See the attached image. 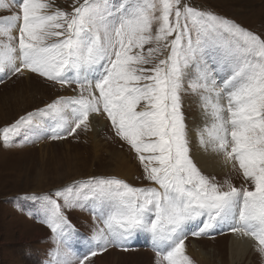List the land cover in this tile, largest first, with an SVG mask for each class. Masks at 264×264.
I'll return each instance as SVG.
<instances>
[{"label":"snow or ice","instance_id":"1","mask_svg":"<svg viewBox=\"0 0 264 264\" xmlns=\"http://www.w3.org/2000/svg\"><path fill=\"white\" fill-rule=\"evenodd\" d=\"M70 7L0 0L9 13L0 16V82L35 74L72 93L0 128V143L22 134L32 143L78 137L90 130L92 114H106L150 185L92 176L33 196L52 233L47 264H92L110 247L129 250L140 234L150 237L156 264H194L187 236L225 228L254 240L264 257V36L186 0H72ZM187 93L211 121L199 130V145L250 187L220 183L200 167L184 113ZM34 125L41 136L28 135ZM86 201L94 243L79 254L65 247L73 228L65 209Z\"/></svg>","mask_w":264,"mask_h":264},{"label":"rangeland","instance_id":"2","mask_svg":"<svg viewBox=\"0 0 264 264\" xmlns=\"http://www.w3.org/2000/svg\"><path fill=\"white\" fill-rule=\"evenodd\" d=\"M186 2L197 9H210L233 19L264 36V0ZM56 3L71 10L72 0H56ZM7 14V10L0 9V16ZM68 94H72L70 90L65 91L59 85L53 86L35 74L5 79L0 82V128L37 107H43L57 95ZM196 99L197 96L191 93L183 96L188 128L198 119L199 107ZM94 117L103 122L102 127L93 126L94 134H90V130H78V137L61 140L41 138L35 143L28 142L22 134L11 145L0 143V264H47L49 260L44 256L54 247L52 233L43 223L42 201L32 199L33 196H42L58 187L92 176H114L136 187L150 185L149 181L143 179V166L136 153L116 135L106 114H92L91 123ZM39 119L45 124L49 123L46 118ZM42 134L43 130L35 125L28 131L30 137ZM190 137L192 153L195 156L193 147L198 140L191 135ZM126 162L136 169L131 175L111 174L114 168ZM207 166L212 169L204 168L200 162L205 174L215 176L220 183L229 181L236 187H250L244 184L242 174L233 170L230 163L224 166L229 170L226 174H223L222 169L216 171L217 168L211 164ZM207 170L210 173H206ZM71 177L75 178L68 180ZM41 191L42 193H38ZM91 206V202L86 201L83 206L65 209V214L73 226L65 233V247L79 254L88 251L94 243L91 240L94 226ZM229 235L228 230L199 236L189 234L185 245L190 246L191 240H195L194 242H198L196 244L199 253H195L197 255L194 257L188 256L194 264H231L228 253ZM129 244L127 251L110 247L106 252L98 253L92 258V264H156L157 256L151 253L156 250L147 234H140ZM255 251L254 255H246L238 264H264V257L256 248Z\"/></svg>","mask_w":264,"mask_h":264},{"label":"bare ground","instance_id":"3","mask_svg":"<svg viewBox=\"0 0 264 264\" xmlns=\"http://www.w3.org/2000/svg\"><path fill=\"white\" fill-rule=\"evenodd\" d=\"M196 101H197V104H198V107H199L198 108V114H197L198 115V119H197L196 122L194 121V123H191V125L189 127L190 135L194 139L196 137V139L198 140V142H196V144L193 147L195 149V156H196L197 159H199L201 164H203L204 168L208 167V168H210L208 170H211L212 167L207 166L208 164H211V165H213L214 167L217 168V169H215L216 171H219L220 169H222L223 174H226L229 170L224 168L226 163H225L223 157L222 156L221 157H216L214 154H211L210 152L206 153V152H204L202 147L199 145V130L204 128L206 123L210 124L211 121H210V119H207L205 117L204 110L200 107V104L198 102V97H197ZM92 120H93V122L91 123L92 129H90V131H89L90 134H94L93 126L100 127L103 124V122L101 120L100 121L97 120L96 117H94ZM208 162H211V163H208ZM226 167H228V166H226ZM135 170L136 169L134 167L131 168L130 164L126 162L124 165L114 168L113 173H111V174H115V175H119V176H123V174H125V176L126 175L128 176V175H131V173H133ZM208 170L206 171V173H210ZM73 178H75V177H71L68 180H71ZM38 193H42V191L38 192ZM193 227H195L194 224L188 225V228H193ZM213 231H217V230H213ZM229 237H230V239H229L228 253H229L230 260H231V264H236V263L238 264L239 262H242L240 260H243V258L246 255H250V254L254 255L253 252H256L255 248H254L255 247L254 246L255 245V243H254L255 241L254 240H251V239H249L247 237L239 238L238 236H236L232 232H230ZM194 241L195 240H191L190 246L189 245H185L186 254L187 255H191L193 257L197 255L195 253H199L198 245L196 244L198 242H194ZM93 258H95V257H93Z\"/></svg>","mask_w":264,"mask_h":264},{"label":"crops","instance_id":"4","mask_svg":"<svg viewBox=\"0 0 264 264\" xmlns=\"http://www.w3.org/2000/svg\"><path fill=\"white\" fill-rule=\"evenodd\" d=\"M152 253V252H151ZM154 255H156V253H152ZM157 256V255H156ZM44 257H46L47 259H49V253H47Z\"/></svg>","mask_w":264,"mask_h":264}]
</instances>
